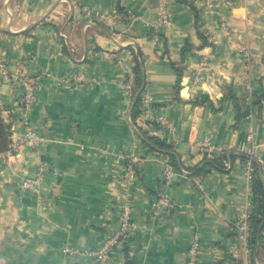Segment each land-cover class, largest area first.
<instances>
[{"label": "crops", "instance_id": "obj_1", "mask_svg": "<svg viewBox=\"0 0 264 264\" xmlns=\"http://www.w3.org/2000/svg\"><path fill=\"white\" fill-rule=\"evenodd\" d=\"M83 7L116 15L100 22ZM137 62L143 82L127 95L124 74ZM0 65L15 145L10 160L0 153V264H189L194 239L196 264H264V212L255 242L240 239L236 224L249 197L254 213L258 179L264 208V0H0ZM45 72L85 79L60 83ZM13 75L37 83L30 107ZM146 90L153 101L144 120ZM160 115L173 129L156 123ZM22 117L43 137L35 148L23 141ZM143 132L178 159L170 186L161 178L166 150L143 144ZM204 136L224 151L192 144ZM127 156L140 158L128 188L114 170ZM41 164L38 191H18ZM164 191L177 209L155 213L151 200ZM127 200L134 227L126 248L103 263L64 250L101 246Z\"/></svg>", "mask_w": 264, "mask_h": 264}, {"label": "built area", "instance_id": "obj_2", "mask_svg": "<svg viewBox=\"0 0 264 264\" xmlns=\"http://www.w3.org/2000/svg\"><path fill=\"white\" fill-rule=\"evenodd\" d=\"M85 11V15L93 20L105 22V23H112L114 15H116L115 11H105V10H95L88 7H83ZM0 70L4 72L3 66L0 65ZM44 77L46 78H53L57 82L60 83H67L71 81L72 79H85L83 73H76L73 74V76H60L55 77L53 74H50L48 72L43 73ZM135 72L133 70V67H127L124 78H123V90L125 93L132 94L133 90L135 88ZM12 82L14 83H21L23 86V91L20 94L19 102L22 104L23 107H30L37 99V83L35 81H31L29 78L22 77L21 75H13L12 76ZM153 101V97L149 90H146L141 95V104H142V113L141 117L142 119H146L149 117V113L151 111V104ZM21 124L24 128L23 132V141L24 143L32 148L37 147L41 144L43 141V137L37 132L35 127L32 125V123L29 121V119L22 117ZM156 123L162 128L167 129H173V125L171 121L164 115H160L156 118ZM196 125L191 124V129H195ZM246 139L251 140L252 139V131H248L246 134ZM192 144L198 148H202L206 151L208 155H210L213 152H223L224 147L220 144L214 143L210 137L204 136L202 139H196L192 142ZM15 145L12 144L9 146V148L4 151L8 159L12 157L15 153ZM3 152V153H4ZM250 157L252 159H256L257 161L261 162V158L256 155L253 151H249ZM255 157V158H254ZM251 158L247 160V168L245 176L248 179V181H251L252 175L254 172V166L252 164ZM140 160V158L134 157V156H127L124 158H119L115 162L114 170L115 172H118L119 174V180L121 181L122 185L126 188H128V185L131 184V182L136 179L137 176V169L135 167V164ZM46 167L45 165H39L37 169L31 174V175H23L19 179L18 182V191L24 192V191H35L37 192L39 189V186L43 182L44 175H45ZM178 175V172L173 168L169 162L168 159H166L163 163L162 167V173L161 178L166 186H170L171 183L175 180V177ZM193 180L196 184V186L199 189H204V182L202 179V176L197 175L193 177ZM251 194V193H250ZM252 197H249V200L245 203V205L240 210V216L237 220L236 224L238 227V235L240 239H242L245 243L250 240L251 237V230H252V224H251V215L253 214V200ZM150 208L152 211L157 213L161 208H167L168 210H174L177 209V205L171 200V197L167 191L157 193L156 196H154L150 203ZM117 219L114 221L112 225H110L109 232L106 236V238L103 240V243L101 246H99L95 250H73L68 247H66L64 250L72 253H78L81 255H89L93 257L95 261H98L99 263H103L106 261H109L114 256V252L117 249H124L127 247V238L132 231L134 227V221L132 219L131 215V208L130 205H128V200L123 204L122 208L119 209ZM198 247L199 243L197 239H194L191 242L190 248H189V264H196L197 258H198ZM141 264V263H136Z\"/></svg>", "mask_w": 264, "mask_h": 264}, {"label": "trees", "instance_id": "obj_3", "mask_svg": "<svg viewBox=\"0 0 264 264\" xmlns=\"http://www.w3.org/2000/svg\"><path fill=\"white\" fill-rule=\"evenodd\" d=\"M133 70L135 72L136 78H135V87L136 89H138L142 82H143V71H142V67L141 64L139 62L136 63V65L133 67ZM232 96L234 98H236V93L233 92ZM138 99H136V102L134 104V109H133V114L132 117L135 118L138 109ZM246 114V113H245ZM143 136L144 139H142L143 144H145L146 146H148L150 149L154 150L156 149V147L161 148L166 150L165 152L167 153L168 157H169V162L171 164V166L174 168H179V163H178V159L176 158V156L174 154H172L170 152L171 148L169 145H167L165 142L155 138L152 135H149L145 132H143ZM10 133L8 130V126L7 123L4 120L3 117V113H2V107L0 105V153H3L4 151H6L9 146H10V137H9ZM197 173V172H196ZM254 189L256 191V197L254 199V203H255V210L254 213L251 215V224H252V240L253 242H255L256 237L259 235V226H260V221H261V217H259V214H263L264 212V208H263V204L261 203V198H259V195L262 193L263 191V186L261 184V182L257 181L256 183V187L254 186Z\"/></svg>", "mask_w": 264, "mask_h": 264}]
</instances>
